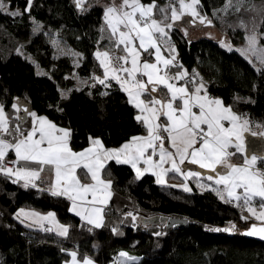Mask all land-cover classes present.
I'll use <instances>...</instances> for the list:
<instances>
[{
    "label": "trees",
    "instance_id": "1",
    "mask_svg": "<svg viewBox=\"0 0 264 264\" xmlns=\"http://www.w3.org/2000/svg\"><path fill=\"white\" fill-rule=\"evenodd\" d=\"M5 1L9 11H23L26 3ZM169 1L156 0L160 7ZM225 1L201 0L199 11L210 17L231 43L238 44L252 29L264 44V6L258 5L264 0H251L255 11L214 16ZM83 7L85 11L78 10L75 0H33L30 14L13 17L0 12V103L15 126L21 123L15 119L20 111L12 105L18 100L29 102L31 111L71 129L73 149L87 145L89 137H99L106 147L118 146L145 133L146 128L136 121L137 109L114 80L108 88L92 80L103 76L95 51L112 44L108 31L101 32L105 26L103 4L86 0ZM241 20L247 28L239 26ZM34 21L42 26L39 32L33 31ZM52 33L78 52V63L68 54L54 53L49 40ZM169 35L177 62L189 73L193 69L200 73L208 94L220 97L249 121L264 123V68L256 70L260 63H250L235 49L221 46L216 38H190L177 25ZM73 73L86 81L76 85ZM105 91L108 95H101ZM28 118L21 125L25 129ZM103 176L112 180L113 195L105 226L93 228L69 211L67 198L41 191L47 189L43 182L38 188L26 189L0 174V264H62L71 251L78 257L90 256L95 264H106L120 250L140 258L126 264H264V242L240 232L251 220L241 219L242 211L235 202L226 203L208 187L192 185L191 191H184L173 183L158 184L152 173L137 180L129 165L114 160L107 161ZM167 176L179 177L174 172ZM19 207L53 210L59 221L70 226L68 236L21 223L14 215ZM125 211L135 213L138 221L125 216ZM152 215L177 216L187 222L179 228H165L160 221L141 222V217ZM230 223L236 230H211L227 228ZM113 227L121 234H113Z\"/></svg>",
    "mask_w": 264,
    "mask_h": 264
},
{
    "label": "snow or ice",
    "instance_id": "2",
    "mask_svg": "<svg viewBox=\"0 0 264 264\" xmlns=\"http://www.w3.org/2000/svg\"><path fill=\"white\" fill-rule=\"evenodd\" d=\"M85 2L75 0L77 9L85 11ZM246 2L227 0L220 11L240 13L256 10L255 5L245 8ZM200 4L201 0H170L166 7H160L156 0L147 4L142 0H121L119 5L112 0L104 8L105 26L101 32L108 31L112 47L95 52L103 69V78L93 76L92 80L105 88L110 87L109 81L113 80L120 86L127 94L128 102L138 109L139 114L135 119L144 125L146 135L133 136L119 148H105L101 139L89 137L88 148L74 151L70 145V128L58 127L47 117L38 116L27 107L22 110L26 117H31V127L23 128L21 125L25 117L19 116L15 119L21 123L10 127L4 105L0 104V174L14 184L22 182V186L27 189L38 188L37 181L42 179L41 174L50 172V187L40 190L48 191L52 196L67 198L71 202L69 211L93 228H102L113 195L112 180L103 176L107 161L115 160L116 163L129 165L137 180L151 172L158 184L166 183L164 177L170 172L179 173L185 179L188 176H201L199 172L185 173L182 168L185 163L195 164L214 173L208 175L207 180L222 186L213 187L209 184V190L215 191L226 203L235 201L237 207L246 209L249 216L242 215L241 219L247 221L254 217L259 222L251 224L246 234L264 239V172L251 170L250 165L257 160L255 155L250 160L246 158L244 165L231 163L233 156L246 151L244 134L251 131V122L234 113L231 106H225L221 98L209 96L203 77L195 69L189 73L177 62L178 54L171 43L169 30L185 16L193 17L192 23L214 26L213 20L199 11ZM32 5L33 0H26L23 11H9L4 0H0V12L18 17L30 14ZM157 14L161 17L159 20L155 18ZM34 23L36 26L33 31L39 32L42 26ZM239 26L247 28L243 20ZM246 40V48L235 50L250 63L255 58L261 65V68L256 69L259 72L264 68V48L257 47L255 32L248 35ZM52 43L58 44L56 40ZM220 43L229 51L232 50L225 41ZM119 52L123 54H117ZM146 57L153 58V62ZM173 68L180 70L172 74ZM44 74L37 72V75ZM161 88L166 89L167 97L158 95ZM101 95H108V92H102ZM145 95H151V99H144ZM12 107L16 111L21 110L17 103ZM161 117L166 118V123L160 122ZM251 134L257 135L256 132ZM5 136H11L12 141L5 139ZM165 140L168 147H165ZM233 148L235 151L230 150ZM9 151L15 154V159L10 162L6 159ZM78 169L82 175L77 174ZM85 179L89 182H84ZM182 187L184 191H191L187 184ZM256 198L260 200L259 211L253 206ZM21 216L36 222L51 220L58 228V235L67 237L69 234L70 226L59 224L54 212L41 215L34 211L26 212L22 208L15 218L24 223ZM127 216L133 221L137 218L132 212H128ZM45 230L53 231L52 228ZM111 230L113 234H121L118 227ZM211 230L229 232L236 230V225L230 223L227 228ZM155 235L159 236L160 233ZM69 255L71 261L68 264H95L88 256L83 257L82 261L78 259L76 251L69 252ZM119 256L136 259L123 251Z\"/></svg>",
    "mask_w": 264,
    "mask_h": 264
},
{
    "label": "rangeland",
    "instance_id": "3",
    "mask_svg": "<svg viewBox=\"0 0 264 264\" xmlns=\"http://www.w3.org/2000/svg\"><path fill=\"white\" fill-rule=\"evenodd\" d=\"M97 1H99V2H101L102 4H103V6H104V8H105V6H107V5H109L111 2H112V0H97ZM120 2H121V0H115V3L117 4V5H119L120 4ZM170 2V1H169ZM168 2V3H169ZM226 2H227V0L225 1V3L220 7V8H218V10H217V13L214 15V16H216L217 14H228V13H233L234 11H232V10H229L227 13H224V12H222V11H220L223 7H224V5L226 4ZM4 3L6 4V5H8V2L7 1H5L4 0ZM168 3H167V5H168ZM147 4V3H146ZM167 5H165V6H167ZM252 5V1L251 0H247V2L245 3V5H244V7L245 8H248V7H250ZM258 5H260V6H264V3L262 2L261 4L259 3ZM256 7H257V5H256ZM18 8H12L10 11H14V10H17ZM156 19H160L161 17H160V15H158V16H156L155 17ZM170 22V21H169ZM178 27L179 26H181V28H186V30L188 31V32H190L191 34H192V36H195V37H197V36H199V35H206V36H209V37H213V38H216V39H218V40H220V41H225L226 43H228V44H230L231 45V47H232V49H238V48H246L247 47V44H248V42H247V40H246V37L248 36V35H251L253 32H255V34H256V37H257V41H258V39H259V33L258 32H256L255 30H250V31H248V33H246L245 34V38L241 41V42H239L238 44H233V43H231L226 37V39L225 38H223L222 37V35H221V33L218 31V29L215 27V26H205V25H200V24H198V25H184L183 23H177L176 24ZM36 26V24H34V27ZM181 30V29H180ZM192 38V37H191ZM49 40H50V42H51V44L53 45V49H54V53L55 54H68V55H70L71 56V58H72V62L73 63H78V58H79V56L80 55H75V54H78V52L76 51V50H74V49H72L70 46H68L64 41H62L60 38H58L57 36H56V34L55 33H52V34H50L49 35ZM53 40H56L57 42H58V44H53L52 43V41ZM172 43V42H171ZM173 44V43H172ZM257 47H259V48H264V44H262V43H260L259 41H258V44H257ZM100 50V51H104V49H102V48H97V50ZM19 50H22L21 48H19ZM96 50V51H97ZM95 51V52H96ZM123 53L122 52H120V55H122ZM252 60L253 61H255V62H258V61H256L255 60V58H252ZM259 63V62H258ZM175 73V72H174ZM73 76L75 77V80H76V85H80V84H82L83 82H84V80L86 81V79L85 78H83V77H80V76H78L77 74H75V73H73ZM103 78V77H102ZM63 91V90H62ZM251 123H250V129H251V131H249V132H246V134H244V136H245V147H246V145H247V142H248V140L249 139H251V138H257V139H259L261 142H262V144H261V146L260 147H258L257 149H255V150H253V152H251L249 155H247V153H246V151L244 152V153H242V155L244 156V161H245V159L247 158V159H251V156H253V155H255L256 157H257V160H258V158H262V157H264V135H261V133H264V123H259V122H252V121H250ZM257 125H259V127H257ZM251 132H256L257 133V135H255V136H253L252 134H251ZM145 133H146V131H145ZM143 134V133H142ZM146 135V134H145ZM129 140V139H128ZM125 143V142H124ZM166 146V145H165ZM246 149H247V147H246ZM158 157H155L154 159H157ZM257 160H256V162H257ZM263 163H264V160H261ZM263 168H264V165H263ZM264 170V169H263ZM165 181H167V180H165ZM174 184H176V183H174ZM185 184H187V186L191 189V185L188 183V182H185L183 185H185ZM195 185L197 186V187H199V188H205V187H208V183H205V182H202L201 180H200V178L199 179H197L196 181H195ZM203 186V187H202ZM212 186L213 187H218L217 185L215 186V184H212ZM182 187V186H181ZM239 191V190H238ZM257 199H259V198H257ZM233 202H235V201H233ZM236 203V202H235ZM259 204H260V202L258 203H253V206L254 207H256L257 208V210L259 211ZM25 209V211L26 212H40V210H38V209H32V208H27V207H19L18 208V210L14 213V215L19 211V209ZM240 209H241V211H242V214H243V216H249V213L246 211V209H244V208H242V207H240ZM128 212H132V211H125L124 212V214H125V216H127V213ZM133 213V212H132ZM136 217H137V215L135 214V213H133ZM22 217V219L24 220V223H25V225H29V224H31L32 226L31 227H33V228H42V227H44L45 226V224H42V221H39V222H36V220H34V219H29V218H26V217H24V216H21ZM131 218V217H130ZM249 220H251V221H256L255 220V218L254 217H251V218H249ZM138 221V217L136 218V220H135V222H137ZM256 222H258V221H256ZM47 227L49 228V226H48V224H47ZM121 252V250L119 251V253ZM123 252H125V251H123ZM118 253V254H119ZM117 254V253H116ZM116 254H114V255H112V257L107 261V263L106 264H126V263H128V262H135L138 258H136V259H133V260H129V259H127L126 257H124V258H117L116 257ZM119 256V255H118ZM140 259V258H139ZM138 259V260H139ZM137 260V261H138Z\"/></svg>",
    "mask_w": 264,
    "mask_h": 264
},
{
    "label": "crops",
    "instance_id": "4",
    "mask_svg": "<svg viewBox=\"0 0 264 264\" xmlns=\"http://www.w3.org/2000/svg\"><path fill=\"white\" fill-rule=\"evenodd\" d=\"M167 3L168 2H165V3H163L162 5H161V7H166L165 5H167ZM146 4V3H145ZM179 28L181 29V31H183L184 33L186 32L187 33V36L188 37H195V36H192V34L190 33V32H188L187 30H186V28H181V26H179ZM110 46H112V45H110ZM110 46H108V45H106V46H101L100 48H102V49H104V50H106V49H109V48H111ZM117 54H119L120 55V52L119 53H117ZM166 56L168 55V53L167 52H165L164 53ZM147 59H149V61L150 62H153V58H151V57H146ZM180 69L179 68H177V69H174V70H171V72H172V74H174V72H177V71H179ZM196 72H198L197 70H196ZM199 73V72H198ZM200 74V73H199ZM201 76V75H200ZM103 77V76H102ZM202 77V76H201ZM144 79H146V77L144 78ZM203 80L205 81V79L203 78ZM182 83V82H181ZM159 93H160V95H162V97H163V95H164V97H167V91H166V89H164V88H161L160 89V91H159ZM126 94V93H125ZM126 96H127V94H126ZM209 96H211V97H214V98H220V97H217V96H212V95H210L209 94ZM144 99H146V100H148V99H151V97H147L146 95L143 97ZM127 99H128V96H127ZM1 104V103H0ZM225 104V103H224ZM225 106H229V105H227V104H225ZM5 110V109H4ZM233 110V109H232ZM233 112L234 113H236L234 110H233ZM5 113L7 114V116L9 117V114L7 113V111L5 110ZM13 114H16V112H13ZM139 114V111H138V109H137V113H136V115H138ZM237 114V113H236ZM38 116H45V117H47L46 115H44V114H37ZM135 115V116H136ZM238 116H240L239 114H237ZM241 118H246V117H243V116H240ZM49 120H51L49 117H47ZM247 119V118H246ZM9 120H10V127H15L14 125H12L11 124V118L9 117ZM53 123H55L53 120H51ZM161 123H166V118H164L163 117V120L162 121H160ZM58 127H62V128H68V127H65V126H62V125H59V124H57V123H55ZM225 126L227 127L228 125H227V123L225 124ZM31 127V117H29L28 118V125H27V128L26 129H29ZM145 134H147V133H140V134H137V135H145ZM246 134V133H245ZM137 135H133V136H137ZM166 135V134H165ZM132 136V137H133ZM92 138H99V137H92ZM131 138V137H130ZM129 138V139H130ZM5 139H7V140H9V141H12V137L11 136H5ZM100 139V138H99ZM128 141V140H127ZM127 141H124V142H127ZM124 142L123 143H121L120 145H118V146H112V147H106L105 145V148H119L122 144H124ZM165 147H168V142H167V140H165ZM90 146V141H88V143H87V145H85L84 147H82V148H80V149H73L74 151H82V150H84V149H86V148H88ZM246 147H247V145H246ZM231 151H235V149L233 148V149H230ZM251 152H253V151H251ZM250 152V153H251ZM246 153H247V149H246ZM250 153H247V155H249ZM241 154V155H240ZM7 159H8V161L10 162V161H12V160H14L15 159V154H14V152H12V151H9V154H8V156L6 157ZM155 158V157H154ZM259 159L260 158H258V160H257V162H255L254 164H252V165H250V168H251V170L252 171H260V172H264V168H263V165L260 163V161H259ZM115 161V160H114ZM231 163H233V164H237V165H244V163H245V161H244V156L242 155V153H239V154H236L235 156H233L232 157V159H231ZM11 166V165H10ZM170 165H165V167H169ZM194 166V167H193ZM182 168H183V170H184V172L185 173H187V172H199V173H201V176H199V177H193V176H188V178L187 179H185V176H183V175H181V174H179V173H176L179 177H173V178H169L167 175L164 177V179L165 180H167L166 181V183H176V185H179V186H182L185 182H188L191 186L193 185V186H196L195 185V181L197 180V179H199L200 178V180L202 181V182H205V183H208V184H214V181H208L207 180V176L208 175H215L214 173H212V172H210L209 170H207V169H201L198 165H195V164H189V163H185L183 166H182ZM133 170V169H132ZM221 171H223V169H221ZM149 173H151V172H149ZM77 174L78 175H82V173L80 172V170L78 169L77 170ZM42 175V179L40 180V181H37V184L39 183V182H43V184H44V186L46 187V188H49L50 187V183H51V178H52V174L50 173V172H48V171H45L44 173H42L41 174ZM154 177H155V179H157L156 178V176L154 175ZM83 178V177H82ZM105 179H108V178H106V177H104ZM84 182H89L88 180H84ZM20 184H22V182L20 183ZM216 186V185H215ZM218 187H222V186H218ZM91 197L89 196V199H90ZM257 199V198H256ZM258 201H254L255 203H259L260 202V200L259 199H257ZM70 207H71V202H69V205H68V209H70ZM33 209V208H32ZM18 210V209H17ZM16 210V211H17ZM15 211V212H16ZM49 212H54L53 210H47V211H41L40 210V214L41 215H46L47 213H49ZM55 213V212H54ZM21 219H22V217H21ZM55 219H56V221H58L59 222V224H63V225H66V224H64L63 222H61V221H59L58 220V218H57V216H55ZM44 223H46V224H48V226H49V228H52L53 229V231L52 232H54V233H57L58 232V228H57V226H56V224L54 223V222H52L51 220H49V221H42V224H44ZM83 257H85V256H83ZM83 257H78V259H80L81 261H82V259H83ZM88 257H90V256H88ZM91 258V257H90ZM71 261V256H69L62 264H68V262H70Z\"/></svg>",
    "mask_w": 264,
    "mask_h": 264
},
{
    "label": "water",
    "instance_id": "5",
    "mask_svg": "<svg viewBox=\"0 0 264 264\" xmlns=\"http://www.w3.org/2000/svg\"><path fill=\"white\" fill-rule=\"evenodd\" d=\"M208 18L211 19L210 17H208ZM193 19L194 18L191 17V16H185L183 19L177 21L175 23V25L177 23H183L186 26L187 25H198L199 24L198 22L197 23H192ZM213 25H214V21H213ZM158 95L161 96L160 93H158ZM17 104L21 108L18 116L19 117H25V120H26L27 119L26 114L24 113V111L22 109L24 107H27L31 111V106H30L29 102H27L25 100H18ZM19 122H21V121H19ZM261 144H262V142L259 139H257V138L249 139L248 142H247V153H250L251 151L257 149L258 147L261 146ZM145 221L146 222H154V221L163 222L165 228H179V227H183V226L186 225V222H187V220L185 218H182V217L165 216V215H160V216L159 215H152V216H143V217H141V222H145ZM253 223H259V222L249 221L247 226H244V227L240 228V232L246 237L254 238L256 240L264 242V239H261L258 236H249V235L246 234L247 230L250 228L251 224H253Z\"/></svg>",
    "mask_w": 264,
    "mask_h": 264
},
{
    "label": "built area",
    "instance_id": "6",
    "mask_svg": "<svg viewBox=\"0 0 264 264\" xmlns=\"http://www.w3.org/2000/svg\"><path fill=\"white\" fill-rule=\"evenodd\" d=\"M7 159V158H6ZM7 161H8V159H7ZM2 213H1V210H0V215H1ZM45 224V226H44V228L46 229V228H48L47 227V224L46 223H44ZM122 251H124V250H122ZM125 252H127V251H125ZM119 252H117V254H116V257L117 258H121L120 256H118L119 254H118ZM128 253V252H127ZM129 254V253H128ZM131 257H136L137 258V256H135V255H131V254H129ZM122 258H124V257H122Z\"/></svg>",
    "mask_w": 264,
    "mask_h": 264
}]
</instances>
